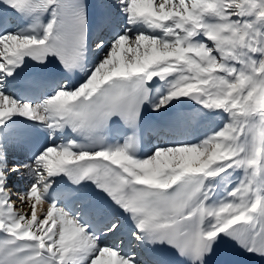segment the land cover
<instances>
[{
	"label": "snow or ice",
	"instance_id": "6c2138e0",
	"mask_svg": "<svg viewBox=\"0 0 264 264\" xmlns=\"http://www.w3.org/2000/svg\"><path fill=\"white\" fill-rule=\"evenodd\" d=\"M0 264H264V0H0Z\"/></svg>",
	"mask_w": 264,
	"mask_h": 264
}]
</instances>
